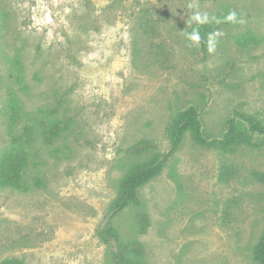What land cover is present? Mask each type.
Returning <instances> with one entry per match:
<instances>
[{"label":"rangeland","instance_id":"1","mask_svg":"<svg viewBox=\"0 0 264 264\" xmlns=\"http://www.w3.org/2000/svg\"><path fill=\"white\" fill-rule=\"evenodd\" d=\"M229 7L242 22L223 21ZM195 11L221 21L211 22L221 34L207 58L186 39ZM247 32L259 43L243 46ZM20 65L26 91L13 77ZM12 91L24 106L17 132L46 113L70 128L51 143L37 135L27 189L0 186V261L114 264L113 244L98 233L110 225L123 242L142 240L150 264H257L264 143L228 153L188 133L140 190L151 217L145 233L134 207L115 217L109 208L128 165L142 158L126 149L151 138L169 150L179 108L205 106L214 135L236 110L264 119V0H0V153L10 143ZM226 165L235 170L228 178Z\"/></svg>","mask_w":264,"mask_h":264},{"label":"trees","instance_id":"2","mask_svg":"<svg viewBox=\"0 0 264 264\" xmlns=\"http://www.w3.org/2000/svg\"><path fill=\"white\" fill-rule=\"evenodd\" d=\"M229 11H235L238 19L240 18L237 10L229 7L222 17L223 21ZM225 23L232 24L231 22ZM196 27L200 28L203 38L197 46L203 58H207L209 56L207 34L215 32L217 27L212 23L198 26L194 22L188 33ZM239 42L247 47L249 44L259 43V39L252 32H247L239 39ZM15 70L13 77L19 89L26 91L28 86L25 83L22 66L20 65ZM23 107L19 94L12 91L8 98L10 143L0 153V186L3 187L27 189L25 172L32 159V150L37 135L45 143H51L70 128V124L54 116L55 113L51 116L46 113L36 118L35 121L26 123L21 127L20 132H17ZM204 111L205 106L198 107L194 104L177 110L167 128L170 139V148L167 151L158 150V145L151 138L140 139L126 149L128 156L142 158L130 163L120 178L117 195L109 208L112 216H117L128 207H134L135 219L141 234L147 231L151 224V217L141 200L140 190L164 171L172 157L180 150L188 133L196 144L208 148H219L228 153H235L241 147L258 148L264 143V119L260 116L236 110L228 119L223 134L214 135L207 132L205 128ZM222 171L224 178L235 174V170L227 165ZM255 176L264 184V173L256 172ZM34 183L36 186L44 184L41 178H37ZM98 233L104 242L113 244L114 264H150L146 246L139 238L123 242L118 229L110 225L99 228ZM252 257L257 264H264V231L253 249ZM0 264H25V261L21 257L12 256L2 259Z\"/></svg>","mask_w":264,"mask_h":264},{"label":"clouds","instance_id":"3","mask_svg":"<svg viewBox=\"0 0 264 264\" xmlns=\"http://www.w3.org/2000/svg\"><path fill=\"white\" fill-rule=\"evenodd\" d=\"M194 7H198V5L191 3L188 5V8L190 10ZM192 21H194L198 26L209 24L213 21H215L216 23L221 22L215 16L210 17V15L207 12H200V11H195L194 13H192V15L187 20V25L191 26ZM224 22L237 23L242 21L238 20V15L235 11H229L227 15L224 17ZM220 34L221 33L219 31H215L207 34V47H208V52L210 54L215 52L216 37L219 36ZM186 39L188 41H191L192 44L199 45L203 39L200 34V28L199 27L193 28V30L190 33H186Z\"/></svg>","mask_w":264,"mask_h":264}]
</instances>
